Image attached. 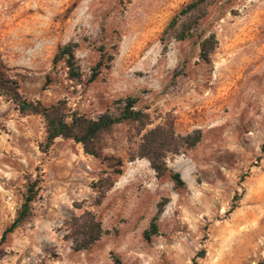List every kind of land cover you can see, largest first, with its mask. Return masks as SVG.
<instances>
[{
  "label": "rangeland",
  "instance_id": "obj_1",
  "mask_svg": "<svg viewBox=\"0 0 264 264\" xmlns=\"http://www.w3.org/2000/svg\"><path fill=\"white\" fill-rule=\"evenodd\" d=\"M190 1L0 0V71L24 97L63 99L89 117L117 115L119 101L133 97L150 115L148 128L168 113L175 132L202 135L167 155L184 182L176 187L146 158L129 159L135 144L122 128L99 157L62 137L44 151L42 118L20 115L0 95V236L27 178L38 180L31 215L0 244V264H255L264 255V0H214L192 36L163 50L164 28ZM211 34L217 45L205 61L199 42ZM68 43L81 81L54 61ZM114 168L121 173L96 205L95 184ZM162 197L158 233L146 240ZM85 210L109 233L75 251L69 221ZM200 249L204 256L195 257Z\"/></svg>",
  "mask_w": 264,
  "mask_h": 264
},
{
  "label": "trees",
  "instance_id": "obj_2",
  "mask_svg": "<svg viewBox=\"0 0 264 264\" xmlns=\"http://www.w3.org/2000/svg\"><path fill=\"white\" fill-rule=\"evenodd\" d=\"M214 0H192L176 12L164 28L160 40L163 43V50L167 48L170 39L183 40L193 35V30L206 13L208 6ZM217 45L214 34L204 37L199 42V57L207 61L211 52ZM111 56H108L110 59ZM63 60L67 69V77L74 81H81L82 72L75 59V46L72 43L60 46L55 54L54 61ZM102 60L97 62L87 79L93 81L101 68ZM0 95L12 102L20 115H38L44 124V151L58 137L69 138L82 145L85 153L99 157L102 150L107 146V140L118 130L125 129V139L134 143L129 152V159L146 158L156 177H161L167 172L176 187H181L184 182L179 172L168 169L166 157L168 154H179L187 149L193 148L201 140L199 129L187 134L175 132L173 119L167 113L159 123L149 127L152 120L147 111L135 108L136 100L127 97L119 101V112L117 115L99 114L96 117H89L71 110L67 102L59 99L53 103L45 104L40 100H30L24 97L15 79L6 76L0 71ZM137 137V139H133ZM264 152V143L261 145ZM118 160L116 166H120ZM121 173L120 168H114L103 180H99L95 187L98 188V196L95 204L99 205L105 193L113 186L114 176ZM38 180L27 178L23 193V200L16 211L12 222L4 228L0 236V244L7 235L14 231L32 213L31 203L37 193ZM239 194L233 196L230 213L236 207ZM168 202L167 197H162L156 204V211L149 221L148 227L143 231V236L149 240L152 235L158 233V219ZM70 234L67 236L72 241V249L75 251L88 250L109 230L103 229L101 221L95 213L85 210L79 216L69 221ZM204 249H200L195 257H203ZM255 264H264V255Z\"/></svg>",
  "mask_w": 264,
  "mask_h": 264
}]
</instances>
